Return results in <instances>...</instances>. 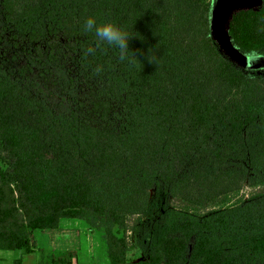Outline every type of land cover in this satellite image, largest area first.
<instances>
[{"label":"trees","instance_id":"obj_1","mask_svg":"<svg viewBox=\"0 0 264 264\" xmlns=\"http://www.w3.org/2000/svg\"><path fill=\"white\" fill-rule=\"evenodd\" d=\"M210 9L0 0L1 250L31 252L33 230L97 216L130 224L136 264H264V76L221 54ZM89 16L139 32L137 57L98 44ZM225 30L264 56V0ZM128 245L107 229L108 264H125Z\"/></svg>","mask_w":264,"mask_h":264},{"label":"rangeland","instance_id":"obj_2","mask_svg":"<svg viewBox=\"0 0 264 264\" xmlns=\"http://www.w3.org/2000/svg\"><path fill=\"white\" fill-rule=\"evenodd\" d=\"M260 0H211L210 28L215 45L226 58L248 75L264 76V56L247 55L240 52L231 42L225 30L226 20L232 10L238 7H257ZM244 189L243 193H247ZM154 190L150 191L151 197ZM128 226L130 224L128 223ZM119 229L100 217L88 220L63 218L53 229H35L30 233L32 251L0 250V264H13L20 258L22 263L37 257V263L69 264H108L106 256V230L123 236L127 242L125 264H136L142 259V251L135 245L136 237L132 231ZM61 258L60 261L55 259Z\"/></svg>","mask_w":264,"mask_h":264},{"label":"clouds","instance_id":"obj_3","mask_svg":"<svg viewBox=\"0 0 264 264\" xmlns=\"http://www.w3.org/2000/svg\"><path fill=\"white\" fill-rule=\"evenodd\" d=\"M82 28L85 32L94 33L98 44L106 43L107 45L118 49L121 59H124L129 51L133 56H136L129 49L128 42L133 36L142 38L139 32H134L133 30L129 31L126 26L111 20H105L102 23L98 22L94 16L87 17L83 22ZM88 51L91 52L93 49L90 48ZM149 61L151 60L149 59Z\"/></svg>","mask_w":264,"mask_h":264},{"label":"crops","instance_id":"obj_4","mask_svg":"<svg viewBox=\"0 0 264 264\" xmlns=\"http://www.w3.org/2000/svg\"><path fill=\"white\" fill-rule=\"evenodd\" d=\"M1 250V249H0ZM21 264H38L37 263V257H35V258H33V259H31V260H26V262H24V263H22V261H21Z\"/></svg>","mask_w":264,"mask_h":264},{"label":"built area","instance_id":"obj_5","mask_svg":"<svg viewBox=\"0 0 264 264\" xmlns=\"http://www.w3.org/2000/svg\"><path fill=\"white\" fill-rule=\"evenodd\" d=\"M69 264H79V263L77 261H75V262H71Z\"/></svg>","mask_w":264,"mask_h":264}]
</instances>
